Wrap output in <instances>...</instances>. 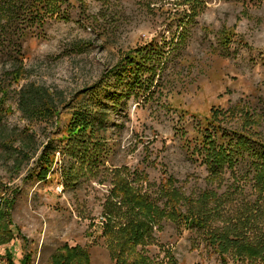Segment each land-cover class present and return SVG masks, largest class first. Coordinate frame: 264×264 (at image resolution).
<instances>
[{
  "label": "rangeland",
  "instance_id": "1",
  "mask_svg": "<svg viewBox=\"0 0 264 264\" xmlns=\"http://www.w3.org/2000/svg\"><path fill=\"white\" fill-rule=\"evenodd\" d=\"M62 10L67 19L47 17L29 31L21 60L0 53L10 92L0 110V197L15 198V236L0 247V264L7 253L16 264L26 255L50 264L64 245L88 247L91 264H113L99 226L124 179L160 206L168 177L187 195L229 192L214 227L264 243V188L252 166L264 145V0H68ZM139 52L146 61L137 57L136 79L125 65ZM19 64L21 75L8 79ZM33 86L51 102L49 117L23 110L18 93ZM81 108L103 118L102 145L76 157L63 136ZM240 134L252 147L212 181L198 157L203 136ZM47 154L53 165L41 179ZM163 225L156 236L174 264H223L195 231ZM227 264L264 262L229 255Z\"/></svg>",
  "mask_w": 264,
  "mask_h": 264
},
{
  "label": "trees",
  "instance_id": "2",
  "mask_svg": "<svg viewBox=\"0 0 264 264\" xmlns=\"http://www.w3.org/2000/svg\"><path fill=\"white\" fill-rule=\"evenodd\" d=\"M67 3L68 0H0V53H5L14 60H21L23 42L29 31L37 28L39 26L37 23L43 24L47 17L67 19L62 10L63 5ZM156 51L150 50L151 58L156 55ZM138 56L146 61L143 53L139 52L136 58L130 57L126 60L125 66L130 77L141 79L142 64L138 63ZM21 70L22 66L19 64L13 72L7 74V78L16 79L21 75ZM18 94L23 110L32 112V115L40 114L45 117L51 115L52 110L49 108L51 102L43 89L33 86L27 90H20ZM9 95L8 87L4 82H0V110H5ZM86 110L81 108L74 113L63 136L71 143L66 150L72 151L76 157L82 150L89 152L91 145L99 147L101 151L102 142L98 140L97 124H100L103 118L98 116L97 111ZM210 127L211 132L218 130L215 124ZM259 145L262 153L258 154L259 160L253 161L252 166L255 169L254 177L264 188V145ZM251 147V138L247 135L240 134L237 138L230 136L226 141L219 140L216 136L204 135L197 151L210 179L218 183L224 171L227 169L232 173L235 171L237 155L244 150H250ZM49 158L50 155L47 154L40 165L38 177H42L41 179L47 178L53 165ZM70 173L71 169L68 174ZM229 195V192H225L218 196L214 190H206L198 196L187 195L175 179L168 177L159 190V201H163L160 206L148 191H138L124 179L115 184L111 196L104 205L99 226L100 237L105 241L113 264H174L171 249L159 246L156 236L158 232L164 230L163 223L167 222L174 225L177 233L189 230L201 235L219 254L223 264H227L229 255L236 256L239 260L260 259L264 262L263 242L238 234L233 236L231 232L214 227L213 210L218 207L221 200L228 199ZM14 205V197H0V247L14 239L15 229L11 228L14 226L11 215ZM153 247L159 248L158 254L152 252ZM30 261L31 255H26L20 264H29ZM5 263L16 264L11 253L6 254ZM50 264H91L90 250L88 247L64 245L52 256Z\"/></svg>",
  "mask_w": 264,
  "mask_h": 264
}]
</instances>
